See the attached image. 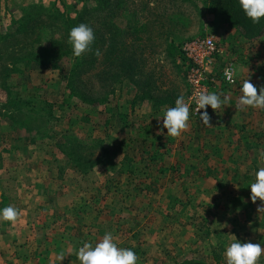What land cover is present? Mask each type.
Returning a JSON list of instances; mask_svg holds the SVG:
<instances>
[{
  "label": "rangeland",
  "instance_id": "obj_1",
  "mask_svg": "<svg viewBox=\"0 0 264 264\" xmlns=\"http://www.w3.org/2000/svg\"><path fill=\"white\" fill-rule=\"evenodd\" d=\"M24 1L11 5L14 17L7 29L22 16ZM124 1L127 14H120L132 18L119 15L116 21L128 27L125 32L132 30V53L142 67L135 82L110 81L113 93L103 102L96 78L104 68L103 56L72 88L64 74L78 59L70 57L64 73L32 63L10 77V98L33 97L35 114L17 116L9 103L4 107L7 97L0 92V207L19 209L14 224L30 220V237L37 243L48 239L46 250L53 247L57 253L62 247L67 252L63 264H79L77 246L97 241L108 230L119 246L135 251L137 264L187 259L216 264L224 261V247L235 238L264 244V202H253L248 188L258 151L264 150V110L236 107L243 79L256 85L258 93L264 86V36L244 39L215 0ZM38 3L56 4L74 17L76 5L94 0ZM49 34H44L46 40ZM210 34L222 49L216 74L229 62L236 67L237 84L219 82L214 89L229 96V105L217 109L218 114L208 107L211 126L190 115L180 137L158 133L162 121L156 119L178 96L188 98L183 60L169 41L181 46ZM147 85L149 97L142 98ZM74 88L88 100L80 101ZM24 138L29 143L18 149ZM19 164L26 173L19 175ZM12 183L16 187L11 189ZM16 225L6 232L21 240L24 234ZM5 239L0 241V264H38L37 256L27 254L31 245Z\"/></svg>",
  "mask_w": 264,
  "mask_h": 264
},
{
  "label": "trees",
  "instance_id": "obj_2",
  "mask_svg": "<svg viewBox=\"0 0 264 264\" xmlns=\"http://www.w3.org/2000/svg\"><path fill=\"white\" fill-rule=\"evenodd\" d=\"M219 11L224 18L236 27L241 36L250 41H255L264 36V19L253 24L245 17L239 7L238 0H215ZM127 2L124 0H94V4L85 3L84 6H77L76 15L72 17L69 12H63L56 4L47 7L43 3H33L21 6L22 16L12 21L10 27L0 33V92L5 94L7 100L4 107L13 109L17 116L25 117L28 113L35 114L34 105L36 99L10 98L11 91L8 81L15 73H21L22 66L36 63L41 66H53L63 72V64L72 56L71 46L67 43L69 30L80 24L90 25L95 33V41L92 51L78 59V63L73 65L69 72L64 74V79L70 88L75 84L83 83L82 76L87 75L99 63V56L102 55L104 68L98 73L101 94L98 98L101 101L108 99V95L113 93L112 84L120 80L135 82V77L142 76L141 61L137 53H132V30L119 26L116 18L123 15L129 20L132 15L127 14ZM56 5V6H55ZM132 28V25H130ZM131 31V32H130ZM50 32V38L46 40L44 34ZM169 47L177 58H181L180 45L174 40L169 41ZM99 49L100 55L95 54ZM65 70V69H64ZM75 92V88L73 89ZM145 94L142 98L149 97V85L146 86ZM80 101L84 103L88 100L86 95H79L75 92ZM97 99V98H96ZM91 101H94L90 98ZM107 101V100H106ZM98 102V101H97ZM24 129L27 130L25 123ZM26 143L28 139L26 138ZM29 143V142H28ZM91 147V146H90ZM81 148V147H80ZM93 150V149H91ZM216 264L225 261L215 262ZM178 264H208L204 260H184Z\"/></svg>",
  "mask_w": 264,
  "mask_h": 264
},
{
  "label": "clouds",
  "instance_id": "obj_3",
  "mask_svg": "<svg viewBox=\"0 0 264 264\" xmlns=\"http://www.w3.org/2000/svg\"><path fill=\"white\" fill-rule=\"evenodd\" d=\"M239 7L245 17L251 20L253 24L259 23L264 19V0H238ZM93 28L80 23L69 30L67 43L71 46L72 56L81 58L92 51V45L95 41ZM95 54L100 55L99 49ZM224 75L229 83L234 82V75L231 69L226 68ZM240 95L236 107L240 109L252 108L264 110V86L258 87L250 82L248 78L243 79L239 84ZM189 99L195 103L192 112L199 113V120L205 126H211V116L207 108L210 107L216 114L217 109L224 108L230 103L229 96L221 92H209L200 89ZM204 110V111H200ZM190 117V104L185 101L183 95L175 99L174 106L167 107L162 117L157 120L162 126L158 133L167 137H180L187 130ZM166 129V133L163 132ZM258 166L254 170L252 182L249 185L250 199L255 202L257 199L264 202V150H259ZM264 209V208H261ZM20 210L9 204L0 207V222H9L14 224L19 218ZM75 256L79 264H137L138 256L131 248L121 247L116 243V238L111 230L105 231L103 236L97 241H82L75 249ZM225 264H260V259L264 256V244L241 241L235 238L227 243L222 253ZM61 261L64 254L58 257Z\"/></svg>",
  "mask_w": 264,
  "mask_h": 264
},
{
  "label": "built area",
  "instance_id": "obj_4",
  "mask_svg": "<svg viewBox=\"0 0 264 264\" xmlns=\"http://www.w3.org/2000/svg\"><path fill=\"white\" fill-rule=\"evenodd\" d=\"M180 51L183 66L185 67V80L188 89L187 102L190 104V115L198 119L199 113L194 114L192 112V109L195 108V103L189 98L193 97L194 93L200 89L214 92L219 82L228 86L236 85V67L233 63L229 62L225 64L219 75L216 74V61L222 52L217 44L216 37L212 34L198 36L184 41L180 46ZM226 68L231 69L233 72V83H229L224 75Z\"/></svg>",
  "mask_w": 264,
  "mask_h": 264
},
{
  "label": "crops",
  "instance_id": "obj_5",
  "mask_svg": "<svg viewBox=\"0 0 264 264\" xmlns=\"http://www.w3.org/2000/svg\"><path fill=\"white\" fill-rule=\"evenodd\" d=\"M26 1L28 4H30L31 2H34V3L40 2V0H31V1L26 0ZM24 2H25L24 0H0V20L2 22V26L0 25V33H3L4 31L7 30V27L9 25V21H11L12 18L14 17V16H12V15H14V12H13L12 8H10L11 5L20 4V3H24ZM23 5H26V4H23ZM235 49H238V48H235ZM221 52H222V49H221ZM236 54H238V53H236ZM239 64H240V62H239ZM237 66H239V65H237ZM148 104H152V101H148ZM232 113H236V112L233 111V109H232ZM250 116H253V114ZM13 137H15L14 139L17 140L19 138V134H17L16 136H13ZM14 139H12L11 141H14ZM25 144H26V141L24 138L22 146L18 145V149L19 148L23 149ZM18 152H20V151H18ZM28 158L29 157H26L24 165H26V163L28 162ZM24 165L22 167H21V165L18 166L19 175H20L21 171L23 173H26V170L23 169ZM31 172H35V171L33 170ZM13 187H16L15 183L10 184V188L12 189ZM13 191H15V190H13ZM23 214H25L24 210H23ZM28 221H30V220H28ZM28 221L22 220L17 225L12 224V223L10 224L9 222H5V224H2L3 222H0V241L6 240L5 238H7L8 240H12V242H14L16 244H18L22 241L20 243V245H22V247L30 248L32 246L30 252L27 254L29 256H31V255L37 256L38 257V259H37L38 264H63L62 261L60 259H58V257L61 255V253L66 255L67 252H65V250H62V247L58 250L57 253H55V250L53 249V247L46 250L45 247L46 248H47V246L49 247L48 239H45V241H41L38 243L36 241H33V238L30 237L32 224L28 225L27 224ZM15 225H16V227L14 229L15 230L20 229V232L24 234V237H22L21 240H16V237L12 238L13 233L6 232L8 230H12ZM49 241H50V238H49ZM42 242H46V244L44 245Z\"/></svg>",
  "mask_w": 264,
  "mask_h": 264
}]
</instances>
